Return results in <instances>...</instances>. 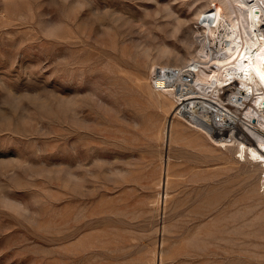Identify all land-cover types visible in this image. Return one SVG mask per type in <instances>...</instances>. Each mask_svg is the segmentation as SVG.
Listing matches in <instances>:
<instances>
[{
  "label": "rangeland",
  "instance_id": "rangeland-1",
  "mask_svg": "<svg viewBox=\"0 0 264 264\" xmlns=\"http://www.w3.org/2000/svg\"><path fill=\"white\" fill-rule=\"evenodd\" d=\"M207 1L0 0V264H264L260 168L199 132L165 144L145 88Z\"/></svg>",
  "mask_w": 264,
  "mask_h": 264
},
{
  "label": "bare ground",
  "instance_id": "bare-ground-1",
  "mask_svg": "<svg viewBox=\"0 0 264 264\" xmlns=\"http://www.w3.org/2000/svg\"><path fill=\"white\" fill-rule=\"evenodd\" d=\"M196 11L195 31L202 37L191 56L181 65L150 59L147 95L170 108L163 140L187 138L184 130L199 132L201 142L232 150L236 160L258 166L264 190V0H208ZM167 65L186 68L190 81L167 82L158 74ZM180 120L188 125L180 126ZM217 126L227 127L228 134L215 137ZM168 160V154L161 157V197L167 195Z\"/></svg>",
  "mask_w": 264,
  "mask_h": 264
},
{
  "label": "built area",
  "instance_id": "built-area-1",
  "mask_svg": "<svg viewBox=\"0 0 264 264\" xmlns=\"http://www.w3.org/2000/svg\"><path fill=\"white\" fill-rule=\"evenodd\" d=\"M158 74L164 75L169 83H174L176 81L188 83L191 77L186 68L173 65H167L163 70H159Z\"/></svg>",
  "mask_w": 264,
  "mask_h": 264
}]
</instances>
